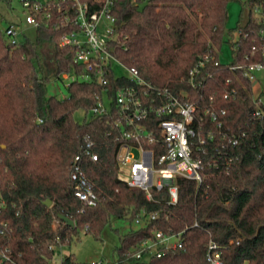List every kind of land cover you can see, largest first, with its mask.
Here are the masks:
<instances>
[{
    "label": "trees",
    "instance_id": "trees-1",
    "mask_svg": "<svg viewBox=\"0 0 264 264\" xmlns=\"http://www.w3.org/2000/svg\"><path fill=\"white\" fill-rule=\"evenodd\" d=\"M231 1L116 0L112 8L115 55L146 81L167 86L216 115H205L200 129L214 135L201 152L203 181L178 177L177 203L170 202L167 189L153 190L149 200L145 191L120 179L116 152L121 131L115 113L76 121L77 111L87 115L97 105L105 86L76 81L67 86L66 97L49 93L51 77L85 71L73 61L75 48L61 45L74 27L55 25L57 10L52 9L50 20L38 16L34 39L26 36L12 44L0 28V191L8 203L4 218L14 230L2 244L22 255L20 264H52L56 248L70 245L80 230L101 238L114 221L130 225L114 250L123 264H209L210 240L220 245L224 264H264V103L262 96L254 98L244 70L231 69L262 59L264 18L256 13L264 12V0H241V20L227 30ZM236 32L234 59L222 63L223 42ZM205 55L211 58L194 87L189 73ZM107 80L111 97L119 87L134 84L111 70ZM233 136L239 137L238 145L232 144ZM91 152L99 160H92ZM76 161L98 195L96 206H84L75 195L71 174ZM154 212L158 217L149 218ZM139 218L143 223L132 227ZM157 231H185L183 247L148 261L135 257L141 243ZM73 262V254L65 256V264Z\"/></svg>",
    "mask_w": 264,
    "mask_h": 264
},
{
    "label": "built area",
    "instance_id": "built-area-1",
    "mask_svg": "<svg viewBox=\"0 0 264 264\" xmlns=\"http://www.w3.org/2000/svg\"><path fill=\"white\" fill-rule=\"evenodd\" d=\"M21 2L27 11L25 22L35 29L41 24L38 18L40 14L44 19L53 18L52 9L59 12L55 25L74 27L63 37L61 45H72L75 48L73 61L76 65L84 67L85 71L80 74L65 72L58 76L67 86L76 81H98L105 86L103 93L96 96L97 105L89 112L96 116L113 113L117 115L115 124L120 128L121 142L116 158L120 172L128 173V179L123 181H126L129 187L145 191L149 200L153 197V190L167 189L170 202L177 203L180 192L178 177L198 183L203 181L205 161L201 152H205L207 140L213 139L214 135L211 132L203 134L200 129L204 124L205 115L211 114L213 119H216V115L209 108L201 111L197 103L176 96L167 86L159 87L146 81L136 67L127 66L115 55L111 41L116 32V19L112 14L116 0H94L92 4L87 0H21ZM4 33L9 42L16 44L21 41L19 36L23 30L18 28L17 24L11 23L5 28ZM260 53L262 58L260 61L233 65L231 69H243L246 78L252 83L257 82L258 74L264 72V46L261 47ZM210 58V55H205L190 71L188 80L192 86H197L195 78ZM113 61L129 72L128 75L120 77L127 78L134 84L119 87L115 96L111 97L106 89L107 72L111 70L119 77L113 69ZM215 65H219V61H216ZM225 97H228V94H225ZM257 114L261 115V112L258 111ZM221 126L222 122L219 121L218 127ZM226 136L224 133L223 138ZM231 142L238 145L239 137L233 136ZM90 156L94 161L99 160L98 153L91 152ZM208 164L212 165L210 162ZM214 166L219 165L215 162ZM71 177L75 183V195L80 202L84 206H96L98 195L78 161L74 165ZM7 207L8 203L0 191V264H20L18 260L22 255L2 244L14 231L10 221L4 218ZM157 217L158 212L149 215L151 219ZM136 223L141 224L143 220L139 218ZM184 232L166 234L157 231L155 238L145 239L141 243L134 256L148 261L182 248ZM233 243L234 240L229 241V244ZM61 247L60 245L56 248L52 264H65V255L57 257ZM206 258L209 264H224L221 247L214 240H210L207 245ZM71 264L123 263L114 259Z\"/></svg>",
    "mask_w": 264,
    "mask_h": 264
},
{
    "label": "rangeland",
    "instance_id": "rangeland-1",
    "mask_svg": "<svg viewBox=\"0 0 264 264\" xmlns=\"http://www.w3.org/2000/svg\"><path fill=\"white\" fill-rule=\"evenodd\" d=\"M10 1V3L8 2ZM246 1V0H242ZM243 5L241 0H233L229 4V18L227 21V30L234 29L238 26L239 21L241 20V11ZM248 12V7L245 8V13ZM258 19L264 18V12L256 13ZM27 15L26 9L23 7V3L21 0H0V28L2 31L7 28V26L11 23L17 24V27L23 30V33L19 36V40L24 39V37H29L34 39L36 29L35 27L28 25L25 22V18ZM245 20V18H244ZM238 32L235 33L234 37L228 34L223 42L221 47L220 59L222 63L230 64L233 59V48L231 40H236ZM113 69L117 76H125L128 75L129 72L124 67L120 66L116 61L112 62ZM262 81H255L253 83L254 86V98L261 97V100L264 103V95H261L264 90V78H261ZM49 93L55 95L59 98L66 97L68 95L67 85L63 79L59 78V76L51 77L48 83ZM87 117L90 119L92 117V113L89 112L87 115L84 110H79L75 113V119L78 122H83V120ZM138 157L140 156L138 153L136 154ZM120 179L127 180L128 173L126 171L120 172ZM139 224L134 222V228L138 227ZM130 228L129 222L127 221H114L112 227H108L104 230L101 238H96L93 234L87 233L85 230H80L79 235L74 236V240L72 243L63 245L58 251L57 257L63 255L73 254L75 260L81 263H93L97 261H106V260H114L117 256L115 251L116 248L120 245V235L128 231ZM115 229H118L116 231ZM117 259V258H116Z\"/></svg>",
    "mask_w": 264,
    "mask_h": 264
},
{
    "label": "water",
    "instance_id": "water-1",
    "mask_svg": "<svg viewBox=\"0 0 264 264\" xmlns=\"http://www.w3.org/2000/svg\"><path fill=\"white\" fill-rule=\"evenodd\" d=\"M45 204L47 206H51L52 205V201L50 199H47L45 201ZM58 216H59L60 219L65 220V222H67L70 226H74L75 225V222L72 219H70L69 217L65 216L64 214L59 213Z\"/></svg>",
    "mask_w": 264,
    "mask_h": 264
},
{
    "label": "crops",
    "instance_id": "crops-1",
    "mask_svg": "<svg viewBox=\"0 0 264 264\" xmlns=\"http://www.w3.org/2000/svg\"><path fill=\"white\" fill-rule=\"evenodd\" d=\"M261 78H264V72H260V73L258 74V81H259V82L262 81ZM65 256H67V254H66Z\"/></svg>",
    "mask_w": 264,
    "mask_h": 264
}]
</instances>
